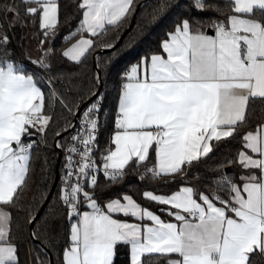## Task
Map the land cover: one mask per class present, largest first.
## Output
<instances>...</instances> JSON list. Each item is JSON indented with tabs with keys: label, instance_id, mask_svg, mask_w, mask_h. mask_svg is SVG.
<instances>
[{
	"label": "snow or ice",
	"instance_id": "6c2138e0",
	"mask_svg": "<svg viewBox=\"0 0 264 264\" xmlns=\"http://www.w3.org/2000/svg\"><path fill=\"white\" fill-rule=\"evenodd\" d=\"M72 7L61 36L60 0H0V264H21L24 242L25 264L54 250L58 264L264 261V109L249 121L264 105V0H157L145 23L175 18L123 69L118 37L99 38L135 0ZM98 48L112 54L90 61Z\"/></svg>",
	"mask_w": 264,
	"mask_h": 264
},
{
	"label": "trees",
	"instance_id": "16d2710c",
	"mask_svg": "<svg viewBox=\"0 0 264 264\" xmlns=\"http://www.w3.org/2000/svg\"><path fill=\"white\" fill-rule=\"evenodd\" d=\"M61 3V22H60V35L63 36L68 28V24L65 23L66 17L69 15L74 16L75 12L72 7V0H60ZM157 3V0H135V4L137 5L136 9L138 8V12L135 16V21L131 27V29L126 33L123 40L120 42V44L117 46V49L119 50V56L116 57V59L119 60V63L116 65L118 69H123L127 66H129L132 63H135L141 56H143L145 53L150 52V50L155 49L159 43V40L163 37L164 32L166 29L170 26L171 21L174 20L175 15L173 13H170L168 16H166L158 25L155 27H152L151 25H148L144 21L143 14L145 12H148L151 10V8ZM135 9V10H136ZM133 18V15L129 16V19L124 22L118 29L114 27H109L108 31L105 33L104 36L100 37V40H112L113 37H119L123 33V31L130 25L131 20ZM73 27H75V24H73ZM118 39L112 40V42L115 44ZM61 40L57 39L56 46L60 47ZM112 53L110 51H105L102 49H97L94 51L93 55L89 57V60H93V58L96 55H99L102 59L106 58L107 55H111ZM88 71L87 67H82L80 69V72L86 73ZM83 78V75H82ZM115 79V77H113ZM85 86L87 87V79L84 78ZM108 90L110 91V94L108 98L105 101L106 105L114 106L115 100H116V91L114 89L113 84L110 82L108 85ZM262 109H264V105H260L258 102L254 103L251 108L249 109V121H255L258 120L261 116ZM55 128V125H53ZM109 135V132L107 130H102L100 135V146L101 148L106 147V140ZM52 136L50 134L49 140L51 141ZM235 143V142H234ZM227 149H222V151H226ZM51 155V153H49ZM60 157L55 158V166L57 164V161ZM214 159V158H213ZM60 161V160H59ZM43 162V154H40L39 156L37 153H33L32 157V163H31V176L29 183L32 185L33 189H35L38 184L42 181L41 176V166ZM212 164V160L208 161V165ZM203 167V166H202ZM101 183H103L104 178L102 175H100ZM137 178L133 176H129V180L133 183H135V180ZM129 189V185L125 184L121 188L119 185L117 186H110L105 189V191L108 193L109 196L115 198L118 193H122L124 191H127ZM56 189H53V192H55ZM32 198V192H28L26 195L27 200H31ZM138 200L140 199L139 196L136 197ZM152 208H155V205H151ZM118 218H123L118 217ZM60 245L62 247L63 240L61 239ZM28 252H29V244L27 242H24L21 244L20 248V258H21V264H25L26 260L28 259ZM52 260L53 264H58V250H54L52 254ZM119 264H124V256L123 253H121ZM257 264H264V261L257 260Z\"/></svg>",
	"mask_w": 264,
	"mask_h": 264
},
{
	"label": "water",
	"instance_id": "95a60500",
	"mask_svg": "<svg viewBox=\"0 0 264 264\" xmlns=\"http://www.w3.org/2000/svg\"><path fill=\"white\" fill-rule=\"evenodd\" d=\"M137 12H138V8L135 10V14L133 15V18H132V20H131L130 25H129V26L123 31V33H122L121 36L119 37L118 41L115 43L116 47H117V46L120 44V42L123 40V38H124V36L126 35V33L131 29V27H132V25H133V23H134V21H135V16H136ZM105 51H108V50H105ZM93 59H94V58H93ZM56 169H57V171L59 170V159H58L57 164H56ZM53 189H54V188H53ZM53 189H52V191H53Z\"/></svg>",
	"mask_w": 264,
	"mask_h": 264
},
{
	"label": "built area",
	"instance_id": "2783aa9c",
	"mask_svg": "<svg viewBox=\"0 0 264 264\" xmlns=\"http://www.w3.org/2000/svg\"><path fill=\"white\" fill-rule=\"evenodd\" d=\"M60 158H59V167H60V162L63 160V154H61L60 156H59Z\"/></svg>",
	"mask_w": 264,
	"mask_h": 264
},
{
	"label": "crops",
	"instance_id": "0c3cea01",
	"mask_svg": "<svg viewBox=\"0 0 264 264\" xmlns=\"http://www.w3.org/2000/svg\"><path fill=\"white\" fill-rule=\"evenodd\" d=\"M33 43H34V41H33Z\"/></svg>",
	"mask_w": 264,
	"mask_h": 264
},
{
	"label": "rangeland",
	"instance_id": "374dc122",
	"mask_svg": "<svg viewBox=\"0 0 264 264\" xmlns=\"http://www.w3.org/2000/svg\"><path fill=\"white\" fill-rule=\"evenodd\" d=\"M34 44V43H33Z\"/></svg>",
	"mask_w": 264,
	"mask_h": 264
}]
</instances>
